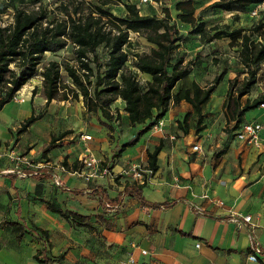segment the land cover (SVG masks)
I'll return each mask as SVG.
<instances>
[{
    "label": "crops",
    "instance_id": "0c3cea01",
    "mask_svg": "<svg viewBox=\"0 0 264 264\" xmlns=\"http://www.w3.org/2000/svg\"><path fill=\"white\" fill-rule=\"evenodd\" d=\"M138 77L142 83L150 80L147 74ZM11 101L26 103L18 96ZM31 103L23 116L34 110ZM8 105L0 115L10 111ZM124 106L121 99L112 102L114 118L108 122L88 113L81 100L44 99L46 111L60 107L62 123L53 128L47 117L42 118L44 128L33 134L38 139L47 136L46 147L52 136L68 132L46 154L38 152L32 136L23 137L36 121L19 135L9 132L17 120L0 122V264H38V250H44L53 264H264V151L245 146L234 133L228 148L214 156L206 119L197 134L193 128L187 134L174 128L185 113L194 116L184 101L169 107L162 117L163 131L147 129L150 121L130 125ZM68 108L79 112L68 116ZM245 118L263 125L264 141V108ZM100 121L110 128L100 126ZM83 134L91 140L82 141ZM73 137L78 144L68 147L67 139ZM135 138L134 145L123 148ZM194 144L201 152L191 150ZM84 145L111 176L85 182L73 173L81 168ZM158 145L156 171L143 181L125 174L131 164L147 169V153ZM19 152L25 153L30 166H16L12 157ZM126 186H141L145 202L171 206L154 209L141 204L139 197L125 192ZM99 192L109 200L105 206L99 203ZM49 206L89 217L91 228L61 217ZM244 216L251 217L250 223ZM254 245L260 252L251 262Z\"/></svg>",
    "mask_w": 264,
    "mask_h": 264
},
{
    "label": "trees",
    "instance_id": "16d2710c",
    "mask_svg": "<svg viewBox=\"0 0 264 264\" xmlns=\"http://www.w3.org/2000/svg\"><path fill=\"white\" fill-rule=\"evenodd\" d=\"M57 2L59 15L48 18V12L39 6L36 10L27 11L17 8L12 15V22L6 25L0 23V110L9 103L37 72L42 64L40 76L41 92L46 100L79 101L88 113L111 122L114 114L110 105L117 99L124 103L130 125L145 124L151 128L156 120L162 118L170 106L186 102L197 115L196 132L202 131V106L210 98L224 75L223 70L215 75L205 86L196 81L190 88L182 92H174L175 86L184 80L191 72L189 63L183 59L174 60V53L179 47L182 35L176 22L189 25L191 34L199 35L202 43L228 38V46L236 48L239 64L244 69L241 80L237 77L229 79L222 110L226 123L233 122L235 132L242 126L244 115L260 107L264 103V93L253 99L246 98L257 82V74L264 62V22L259 21L249 29L241 27L229 30L228 25H213L206 27L205 22L196 16L195 0H178L173 5L175 16L171 10L164 8L162 16L156 14L142 15L135 3H125L123 16H116L108 8L119 0H53ZM210 6L216 10L234 12L250 6L264 3V0H212ZM6 10L0 8V20ZM234 20H238L235 15ZM229 30V32H228ZM136 34L149 45L147 52H134L131 58L125 48H130V35ZM71 45L72 60H50L43 63L46 53H55ZM106 49V56H99L98 48ZM65 74L70 82L62 78ZM147 74L150 80L142 83L138 74ZM191 113L183 118L186 123ZM38 119L33 114L20 125L19 133ZM116 119H120L116 111ZM110 128L109 124L100 121ZM234 132V133H235ZM59 136H52L43 152L48 153ZM137 138L127 142L124 147L132 146ZM161 145L147 153V169L156 171L157 155ZM63 166L68 168L67 163ZM75 169V166H73ZM134 189L135 192L129 191ZM141 186H126L131 195H136L141 204L152 208H169L168 203L151 204L145 202L140 195ZM99 203L105 206L109 200L99 192ZM52 212L65 219L91 228L89 217L73 212H63L61 209L49 206ZM81 223V224H80ZM44 236L46 231L42 232ZM42 256L40 259L39 257ZM38 264H53L54 260L45 257L44 250L35 254Z\"/></svg>",
    "mask_w": 264,
    "mask_h": 264
},
{
    "label": "rangeland",
    "instance_id": "374dc122",
    "mask_svg": "<svg viewBox=\"0 0 264 264\" xmlns=\"http://www.w3.org/2000/svg\"><path fill=\"white\" fill-rule=\"evenodd\" d=\"M86 1H90L93 3L95 2L94 0ZM177 1L178 0H150L149 3L143 5L139 4L137 0H119L113 4H110L108 8L116 16H123L126 12L124 4L129 2L135 3L139 8L140 14L142 15L156 14L158 16H162L163 9L168 8L171 10V14L175 16L173 5ZM212 2V0H195V14L205 22L207 28L213 25H228L229 30L238 27L249 29L259 21L264 22V3L250 6L234 12H225L212 8L210 6ZM57 5L58 3L54 2L53 0H0V8H4L6 10L5 14L0 20V23L3 25L11 23L13 12L17 8L32 11L36 10L39 6H42L48 12V18L52 19L53 17L59 15L58 11L55 9ZM235 15L238 17V20L233 19ZM176 24L182 35V39L179 42L178 49L174 53V60H177L179 58L185 60L186 63L190 64L191 72L190 76L187 77V79L178 83L176 89H174V92H176L177 89L182 92L185 88H190L191 79L195 80L200 86L208 85L213 80L215 75L219 74L223 70L227 71L220 84L216 86L210 98L202 106V124L204 122V119H206L205 126L209 130V138L212 139L214 156H217L221 153L222 150L228 148L229 144L234 138L235 132V130L232 129L234 123H226L224 111L221 108L227 90V83L229 79H233L235 77L241 80L244 76V69L238 62L236 52L237 49L228 46L227 37H224L221 40H215L210 43L204 44L200 41L199 35L191 34V27L189 25H183L178 21L176 22ZM130 37L131 46L130 48H125L130 58L134 54V52H147L149 50V45L146 44V42L142 38L137 35H130ZM72 52V46L68 45L64 49L59 50L55 53H46L43 59V63H46L50 60H72ZM98 53L99 56L103 59L106 56V49L104 47H100L98 48ZM41 70L42 64L38 66L36 75L14 95V97L18 96L19 101H21L24 97V99H26V103L18 104L11 101L8 105L10 111L7 113H2L0 115V122L7 121L13 123L14 120H17L9 129L10 133H15L16 135L20 134V125L26 118H28L32 114L34 116H37L38 121H34L35 123H33L31 128L32 132L29 133L30 135L25 134L23 137L25 139L27 138V136H32L31 139L38 142L36 145V149H38L39 153H42L45 149L44 144L47 141V136H44L42 139H38V137L33 134V130H41L44 128L43 125H45V121L42 118L45 117H47L49 124L52 125L51 127L54 128L55 125L60 126L63 116L60 114V111H62L60 110V107H55L54 109H51L50 112L46 111V109L43 108L44 98L42 92L39 91L40 88L38 87L42 82V78L40 76ZM62 78L70 82V80L64 73L62 74ZM223 87L225 88L224 90L222 89ZM262 93H264V62L261 65L260 70L258 71L257 82L255 86L252 88L250 94L247 97H244L242 101H244L246 98L253 99ZM80 100L81 99H79V101ZM29 102H34V110L30 112L31 114L25 117L23 116V114L25 111H27V109L30 108ZM252 111L253 110L247 112L246 114H249ZM78 112L79 109L77 108H68L67 115L72 116L73 114ZM185 114L183 115L182 120L178 122L176 126H174V128L180 130L183 134L189 133V130L193 128L194 133L197 134L196 122L198 117L196 113L193 112V117L190 114L187 122L184 123L183 118ZM245 115L242 121L246 120ZM99 125L103 126L101 123H99ZM163 129L164 126L162 128V131ZM59 135L60 134H58L57 136ZM67 140L68 147H74L78 144V140H76L75 137H73V139ZM25 142L26 141L22 140V144H25ZM58 143L61 144V142ZM192 143L193 141H190V144ZM216 144H218V146H216ZM24 155L25 153L19 152L15 157L20 158Z\"/></svg>",
    "mask_w": 264,
    "mask_h": 264
},
{
    "label": "built area",
    "instance_id": "2783aa9c",
    "mask_svg": "<svg viewBox=\"0 0 264 264\" xmlns=\"http://www.w3.org/2000/svg\"><path fill=\"white\" fill-rule=\"evenodd\" d=\"M139 4L146 5L150 2V0H137ZM131 39V37L129 38ZM16 98V97H13ZM260 107L264 108V103L260 105ZM164 126L162 118L155 121L152 125L153 131H161ZM263 130V125L257 121H250L245 122L242 126L235 132V137L241 143H243L247 147H253L257 150L264 151V141L260 138V133ZM81 140L84 142L90 141L91 136L87 134H83L81 136ZM191 150L193 152H201V147L199 144H194L191 146ZM83 155L80 158L81 168L73 172L78 177H80L85 182H92L98 178L104 176H111L110 171L102 166V163L99 159H97L92 151L84 145L83 147ZM12 160L16 163V166H30V161L24 157H12ZM125 174L130 175V177L135 181H143L145 175H150L152 170L143 169L139 165L131 164L128 166L126 170H124ZM57 184L59 183L58 180L55 181ZM243 221L245 223H250L251 217L244 216ZM198 247V244H196ZM260 252L258 246L254 245L252 247V253L249 254L248 259L251 262L257 261V254ZM142 253H145L143 251ZM129 262H133V259L130 258Z\"/></svg>",
    "mask_w": 264,
    "mask_h": 264
}]
</instances>
